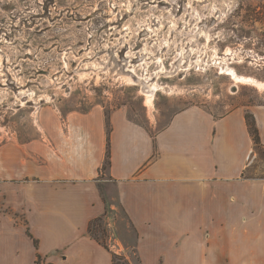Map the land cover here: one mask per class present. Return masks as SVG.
<instances>
[{
  "label": "crops",
  "instance_id": "crops-1",
  "mask_svg": "<svg viewBox=\"0 0 264 264\" xmlns=\"http://www.w3.org/2000/svg\"><path fill=\"white\" fill-rule=\"evenodd\" d=\"M248 112L263 146L264 102L191 105L155 131L123 106H41L32 134L0 138V264H264ZM114 219L106 246L92 226Z\"/></svg>",
  "mask_w": 264,
  "mask_h": 264
},
{
  "label": "rangeland",
  "instance_id": "rangeland-1",
  "mask_svg": "<svg viewBox=\"0 0 264 264\" xmlns=\"http://www.w3.org/2000/svg\"><path fill=\"white\" fill-rule=\"evenodd\" d=\"M262 102L264 0H0L1 139L32 134L49 104L123 106L155 131L191 105ZM250 174L264 177V145ZM115 221L92 226L107 246Z\"/></svg>",
  "mask_w": 264,
  "mask_h": 264
},
{
  "label": "trees",
  "instance_id": "trees-1",
  "mask_svg": "<svg viewBox=\"0 0 264 264\" xmlns=\"http://www.w3.org/2000/svg\"><path fill=\"white\" fill-rule=\"evenodd\" d=\"M247 120H248L250 131H251L252 136L254 138L255 144L256 145H261L259 129H258L257 125H256V121H255L254 115H250V113H247ZM116 258H118V256H116ZM39 260L40 259H38V263H39Z\"/></svg>",
  "mask_w": 264,
  "mask_h": 264
},
{
  "label": "bare ground",
  "instance_id": "bare-ground-1",
  "mask_svg": "<svg viewBox=\"0 0 264 264\" xmlns=\"http://www.w3.org/2000/svg\"><path fill=\"white\" fill-rule=\"evenodd\" d=\"M232 74L236 77L237 80H243V81L254 82V83H256V84L261 85V83H260L258 80L253 79V78H251V77H246V76L244 77V76L237 75L235 71H232ZM150 100H151V102H152V99H150Z\"/></svg>",
  "mask_w": 264,
  "mask_h": 264
}]
</instances>
